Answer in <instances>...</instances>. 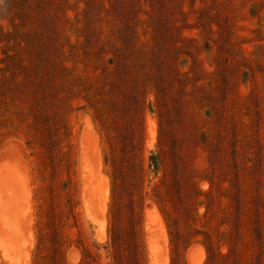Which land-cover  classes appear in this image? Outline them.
Listing matches in <instances>:
<instances>
[{
  "label": "rangeland",
  "instance_id": "rangeland-1",
  "mask_svg": "<svg viewBox=\"0 0 264 264\" xmlns=\"http://www.w3.org/2000/svg\"><path fill=\"white\" fill-rule=\"evenodd\" d=\"M0 264H264V0H0Z\"/></svg>",
  "mask_w": 264,
  "mask_h": 264
}]
</instances>
